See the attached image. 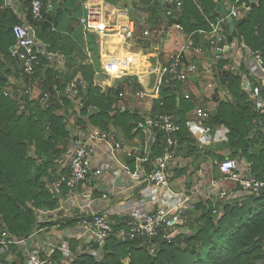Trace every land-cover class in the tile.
Wrapping results in <instances>:
<instances>
[{
    "label": "trees",
    "instance_id": "16d2710c",
    "mask_svg": "<svg viewBox=\"0 0 264 264\" xmlns=\"http://www.w3.org/2000/svg\"><path fill=\"white\" fill-rule=\"evenodd\" d=\"M87 1L74 3L75 10L78 8L83 10L82 4ZM103 1L111 6H119V0ZM227 1L232 3L234 0ZM243 1L248 5L249 11L235 20L236 22L241 19V24L235 26L237 41L235 39L233 41L243 45L250 53L258 52L264 61V0H259L257 6L249 5L250 0ZM25 2L29 5L28 18L32 20L31 0ZM64 2L65 0L61 5H57L58 14L61 13ZM143 2L137 8L142 6L148 13L149 25H157L165 13L167 0ZM181 3L179 15L173 12V15L178 16L174 21L182 26L186 35H193L194 47H200L203 52L208 53L210 48L201 40L197 31L209 30V22L227 13L218 11L217 6L222 5V0H181ZM8 14L6 11L0 18V54L9 57L12 65L7 71V76H11L15 81L20 80L23 87L21 94L15 93L16 89L13 86L11 87L13 95L4 96V89L8 87L7 78L0 76V228L20 238L29 236L36 228L51 227L54 223L65 227L74 225L83 218H63L54 223L38 222L35 213L38 209L53 211L58 208V198H54L49 192V186L53 181L57 182L69 175L68 166L60 169L69 146V133L65 121L68 110L75 114L74 126L84 130L90 126L101 131L114 126L120 128L128 140L140 133L136 130L132 134V131L142 121V117L126 110L123 112L114 110L119 87L101 88L97 85L94 76L98 60L94 64L75 65L74 60L70 58L71 55L66 51L68 43H73L66 37L67 41L65 39L62 41L64 37L60 34H48L46 46L49 48L46 49L53 53L60 48L65 60V67L61 73L51 67L45 56L40 57L33 78L23 76L20 65L14 70L15 58L10 52L15 45L12 27L19 23L14 20L6 23L4 19ZM234 19L233 17L232 20ZM47 21L46 17L44 21L36 23L44 27V22ZM52 43L55 47H51ZM222 57L220 60H214L215 73L220 85L230 95V100L218 103L216 113L208 120L209 124L224 125L228 129L229 148L234 155L239 152L241 155H247L251 162V175L257 180L264 181V133L261 131L263 118L247 101L246 93L241 87V78L229 70L228 54ZM239 67L240 71H245L252 87H258L259 83L248 75L244 65L240 63ZM78 77L82 81L77 84L74 97L80 100V106L79 111L75 113L65 89L71 82H76L75 79ZM127 80L131 82L130 79ZM32 84L40 86V91L34 99L29 98L28 88ZM178 84L171 81L161 87L160 100L163 102V108H159L157 102H154L152 112L168 113L174 117L179 126L177 138L180 145L188 141L185 115L194 108V104L190 98L186 100L180 95ZM54 85L57 87L58 95L53 90ZM84 89L87 90L86 96L82 94ZM44 93L49 95L46 105L40 103ZM260 94L264 96L263 89H260ZM21 104L24 109L19 110ZM91 108H95L96 112L88 116ZM160 138L161 136H158V143ZM258 142L262 147L248 154V150ZM188 144L190 148L193 147ZM158 153L159 150H156L154 155ZM60 189L63 195L69 191L65 183H61ZM27 203L30 207L26 206ZM186 220L183 227L189 231L179 232L170 240L164 238L163 232H159L151 240L128 242H119L114 235L110 236L101 246L96 244L93 248L98 251L99 260L85 250L82 253L77 252L78 241L67 240L72 259L55 249L50 255V264H124L125 259H128L127 264H264V195L258 198L242 197V200L235 201L233 205H223L220 211H217L211 202H198L186 214ZM115 222L114 229L123 227L125 223L123 219ZM150 248L154 249L151 254ZM0 264L25 263L20 253H16L14 259L0 255Z\"/></svg>",
    "mask_w": 264,
    "mask_h": 264
},
{
    "label": "crops",
    "instance_id": "0c3cea01",
    "mask_svg": "<svg viewBox=\"0 0 264 264\" xmlns=\"http://www.w3.org/2000/svg\"><path fill=\"white\" fill-rule=\"evenodd\" d=\"M80 1L82 0H65L64 7H62L61 13L58 14L57 5H61L63 0H42L44 4V15L48 20L44 22V27L28 18L29 5L26 4L25 0H0V18L8 11L9 14L4 19L6 23L14 20L16 23L26 25L36 39L37 45L46 51V58L50 61L51 67L59 73L64 70L65 60L60 48L53 53L47 51L46 48L49 47L46 46V37L50 33L60 34L64 37L62 41H64L65 37L72 41L73 44L68 43L69 46H66V51L71 55L69 56L74 60L75 65H84L86 63L94 64L98 60L94 82L101 88L118 86L119 93L123 92L125 94L122 98L118 96L113 106L114 110L120 112L126 110L132 114L140 115L142 119L156 114L157 111L155 113L152 112L154 110V101L149 98L138 99L135 97V92L137 89L145 91L142 87L141 80L147 77V75L152 74L149 72L151 68H156L160 64L165 63L174 52L175 46L173 40L175 31L173 25L177 23L174 20L178 16L173 15L172 7L168 3L164 7L165 13L162 19L166 22V25L162 30L150 32L149 37H143V32H139L137 26L135 36L129 46L120 47L112 36L99 38L95 31L79 23V18L83 15V10L80 8L75 10L74 3L78 4ZM228 9L229 2L222 0L220 10L225 12ZM137 11L134 14L135 18L140 17L141 14L146 15L147 19L149 18L148 13L145 12L142 6ZM46 26L48 29H46ZM159 34H162V37L158 39L157 35ZM50 45L51 47H55L54 43ZM14 48L15 45L10 49L11 54ZM104 52L107 54L106 58ZM228 54L230 55L229 58L235 55L233 50L232 52H228ZM240 60L246 71H248V74L252 77L255 76V81H257V74L255 73L252 58L250 56H241ZM149 61H155L154 66L156 67L152 66L148 68ZM184 61L186 63L193 61L198 67L197 72L189 76L187 82L178 84L180 95L184 97L185 94H188L190 101L194 104V108L185 115V127L188 133L186 137L188 141H184L178 146L175 163L172 165L168 178V188L157 189L143 182L145 174L149 171L147 161L139 165L135 160L126 158L125 155H119L117 157L118 163L127 172H119L116 167L107 169L106 163L104 162L106 159L105 155H103V144L98 143L97 154L92 159V166L97 168L102 164L105 170L101 176L94 179L93 183L84 187H78L89 188L93 186L97 187L98 190L91 195V198L80 194V189L75 192L67 191L63 195L59 181H53L49 188L53 189V193L50 191L53 197L58 198V208L53 211L43 210L42 213L44 214H40L39 217L46 216V222L54 223L63 218H89L92 214L104 213L115 220L123 219L127 222L133 219H140L158 207H174L188 196L191 198L185 204L186 207L188 205L194 207L195 203H206L208 201L213 204V207L217 211H220L221 207L225 204L233 205L235 201L239 202L242 200V197L239 195L230 196L229 194L224 198H220L217 187L213 186L212 182H219V185H224L223 182H220V174L215 162L225 157L236 160L242 173L250 172L251 162L248 160L247 155H241L240 152L234 155V152L229 148V133L224 125L218 124L211 126L208 119L205 125L200 127L199 130V126L195 124L193 118L196 109H204L208 111L209 118L212 117L217 111L218 103L223 100H230V95L220 85L219 78L215 73L216 66L211 61L209 52H202L201 55H194L192 52H189L185 56ZM205 61L210 65V74L204 73L203 64ZM114 63L117 64L114 65L115 68L121 66L122 70H124L123 76L116 77L112 76V71L106 72V69ZM231 64L232 60L229 59L227 66ZM11 66L9 57H4L0 54V76L7 78L8 87L4 89V92H8L9 96L13 95L11 87L14 86L18 92L23 87L20 80L15 81L11 76H7V71ZM244 72L243 70L241 71V73ZM127 79H130L131 84H129ZM77 80L82 81L79 77L75 79V81ZM212 81H214V84ZM168 82L165 78L162 79L159 87L161 88ZM28 89L29 98L34 99L40 91V86L32 84ZM262 89L264 92V88ZM16 91L15 93H17ZM68 98L73 105V110L77 113L79 111L80 100L74 96H68ZM95 112L96 109L94 108L92 114ZM74 120L75 114L73 115L72 110H68V116L65 117V121L69 133V146L60 169L67 166L68 157L72 150L71 144L76 136L82 135L87 137L88 132L93 129L90 126H87L85 130L80 129L78 126H74ZM84 120L86 121V119ZM140 123L143 122L141 121ZM137 126L132 131V134L136 130H139L140 133L131 140L125 137L120 128L109 126L106 131L116 133L118 140L125 147L142 149L148 140V134L142 128L138 129ZM261 131L264 133L263 127ZM207 138H211V141H207ZM188 143L193 147L190 148ZM261 147L260 142H258L252 149L248 150V154H252ZM142 158L146 159V155L143 154ZM210 158L212 159V164L209 162L211 161ZM116 171L120 173L118 176L116 175ZM103 195H106L105 199L102 198ZM189 210L190 208L188 207L187 213L190 212ZM77 223L78 221L74 225L65 227H60V225L54 223L51 227L43 228V232H46V241L54 238L58 241L64 239L69 240L78 231ZM179 231L188 232L187 229L184 231L183 229H179ZM81 244L83 243L81 242ZM124 261L128 262V259L123 260V263Z\"/></svg>",
    "mask_w": 264,
    "mask_h": 264
},
{
    "label": "built area",
    "instance_id": "2783aa9c",
    "mask_svg": "<svg viewBox=\"0 0 264 264\" xmlns=\"http://www.w3.org/2000/svg\"><path fill=\"white\" fill-rule=\"evenodd\" d=\"M143 0H119V6H111L103 0H88L82 4L83 16L79 19V23L93 31L97 37L104 38L112 36L118 45L128 47L133 41L136 28L139 25H145L147 16L141 14L140 17L135 18L138 5H142ZM167 3L172 6L173 12L177 15L181 12V0H167ZM152 2L149 3L151 6ZM32 20L41 22L45 20L44 4L42 0H31L30 2ZM249 11L248 5L243 0H234L229 3V9L223 16L215 18L209 22V30L197 31L198 36L202 41L208 44L211 55V61L218 59V52H222L224 47H228L226 53L233 52L235 55L231 58L232 64L228 66L231 72L238 74L241 78L242 90L246 93L248 101L253 105L255 111L263 118L264 130V96L260 94V89L264 88V61L258 52L250 53L243 45H238L236 41L228 44L226 41V26L227 19L242 17ZM175 37L173 44L175 46L173 54L156 68H151L150 73L158 74L157 82L155 84V92L149 94L142 89H137L135 97L138 99L149 98L157 102L159 108H163V102L157 98L156 94L162 79L169 82L176 81L178 83L187 82L189 76L197 72V64L193 61L186 63L185 56L192 52L194 55H201L202 49L193 46V35H186L183 32L182 26L178 23L173 25ZM12 33L15 38V48L12 53L16 54L23 76L33 78L36 73V67L39 64L41 56H47L46 51L37 45L36 39L31 34L28 27L24 24H15L12 27ZM143 37H149L148 30L143 31ZM158 39L162 34L157 35ZM106 52L104 56L106 58ZM221 56V57H222ZM241 56H250L255 66V73L257 74L258 87L253 88L245 73L240 71ZM204 73L210 74V65L205 61L203 64ZM112 76H123L124 70L121 66L115 68L112 65ZM254 73V72H252ZM249 75V74H248ZM255 77V76H254ZM76 82H71L65 89V94L74 96L77 89ZM131 84V82H129ZM53 90L58 95L57 87L54 85ZM17 94H21L16 91ZM124 93L118 94L119 98L124 97ZM4 96H9L8 92H4ZM49 95L44 93L40 98V103L46 105ZM188 94L184 95V99L188 100ZM61 104V102H59ZM24 109L23 104L19 106V110ZM194 122L197 126L203 127L209 119L208 111L204 109H196L193 115ZM143 123L138 124V129H143L148 134V140L144 147L141 148H127L118 140L116 133L101 131L97 128L91 129L87 137L78 135L72 142V150L68 157L67 166L69 175L62 177L59 184L65 183L69 191L75 192L80 189V194L91 198V195L98 190L97 187H84L93 183L95 178L101 176L105 170L101 164L97 168L92 166V159L97 154L98 143L103 144V155H105L107 169L116 167L119 172H127L123 166L118 163L117 157L125 155L126 158L133 159L139 165L146 161L149 164V171L145 174L143 182L149 186L157 189L168 188V178L170 176L172 165L175 163V155L178 149L177 133L179 126L176 124L174 117L168 113H158L142 119ZM158 136H161L160 143H158ZM159 153L154 155L155 151ZM201 149V147H199ZM146 155V159L142 155ZM104 159V160H105ZM215 165L220 174V182L224 185H219V182H212L213 186L217 187L218 195L224 198L229 194L230 196L241 197H261L264 195V181L257 180L250 172H241L236 160L230 157H225L221 161H216ZM116 171L118 176L120 173ZM103 199L106 195L102 196ZM191 197L188 196L182 202L174 207L162 206L156 208L154 211L144 215L140 219H133L124 223L123 227L114 229L116 224L115 219L104 213L92 214L89 218H82L77 223L78 231L69 240H76L79 242L77 252L82 253L84 250L94 255L98 260L100 255L98 251L93 248L96 244L101 246L105 239L110 236H115L119 242H128L133 240H151L157 236L159 232L164 233V238L170 240L179 232V229L186 223V213L188 207L193 209L192 205L185 204ZM189 210V211H190ZM44 214V213H40ZM39 214V215H40ZM46 222V216L39 217L38 222ZM43 228H36L27 237H15L0 228V255L7 257V259H14L16 253H20L25 264H50V255L55 249L64 253L68 258L72 259L70 254L69 244L66 239L46 241V232ZM81 242L83 244H81ZM85 248V249H84ZM150 248L149 253L153 252Z\"/></svg>",
    "mask_w": 264,
    "mask_h": 264
},
{
    "label": "rangeland",
    "instance_id": "374dc122",
    "mask_svg": "<svg viewBox=\"0 0 264 264\" xmlns=\"http://www.w3.org/2000/svg\"><path fill=\"white\" fill-rule=\"evenodd\" d=\"M147 20H148V19H147ZM165 25H166V22H165L163 19H161L157 25H149V24H148V21H147L145 25H139V24H138V31H139V32H143L145 29L148 30L149 33H150V32H153V31H160V30H162V29L165 27ZM235 40H236V38H235ZM236 41H237V40H236ZM121 61H122V60H121ZM154 64H155V61H153V62H150V61H149V64H148L149 66H148V68H150V67H152V66H153V67H156V66H154ZM113 65H117V64L114 63ZM111 69H112V66L109 67L108 69H106V72L111 71ZM148 71H149V70H148ZM157 77H158V74H150L149 76L147 75V77H144V78L141 80V81H142V87H143V89H144L147 93L151 94V93L155 92V84H156V82H157ZM212 83L214 84V81H212ZM210 85H211V84H210ZM112 94H113V96H114V94H115L114 88H113ZM161 95H162V92H161V88L159 87L156 96H157V98H160ZM247 101H248V97H247ZM199 130H200V127H199ZM208 135H209V133H208ZM207 139H208L207 141H211V138H207ZM213 147H214V146H213ZM210 160H211V161H209V162L212 164V159L210 158ZM58 164H59V163H58ZM50 191L53 193V189H52V188H51V189L49 188V192H50ZM26 206H27V207H30V204L27 203ZM43 210H45V209H38V210H36L35 213H36L37 217L39 216V214H40ZM218 213L220 214V212H218ZM37 220H38V218H37ZM182 229L185 230V227L182 226ZM187 230H188V229H187ZM188 231H189V230H188ZM150 254H151V253H150ZM124 263L127 264L128 262H125V261H124Z\"/></svg>",
    "mask_w": 264,
    "mask_h": 264
},
{
    "label": "water",
    "instance_id": "95a60500",
    "mask_svg": "<svg viewBox=\"0 0 264 264\" xmlns=\"http://www.w3.org/2000/svg\"><path fill=\"white\" fill-rule=\"evenodd\" d=\"M258 1H259V0H250V1H249V5H256V6H257V5H258ZM217 7H218V11H219V10H220V5H218ZM227 23H228V31H226L224 34L226 35L227 43H228V44H231V43L233 42V40L237 37V31H236V29H235V26H238V25L241 24V19H239V20H237L236 22H234V21L232 20V18L229 17V18L227 19ZM227 50H228V47L226 46V47L223 48V51H222V52H218V53H217V56H219L218 60H220V59L222 58L221 56H222L224 53H226ZM14 58H15L14 70H17V68H18V66H19V60H18L16 54H14ZM79 82H80L79 80L76 81V83H79ZM86 93H87L86 90H84V91L82 92V94H83L84 96H86ZM24 97H25V95H24ZM178 100H179V99H177V102H178ZM93 112H94V108H91V109L88 111V116H90ZM33 171H34V170H33Z\"/></svg>",
    "mask_w": 264,
    "mask_h": 264
}]
</instances>
